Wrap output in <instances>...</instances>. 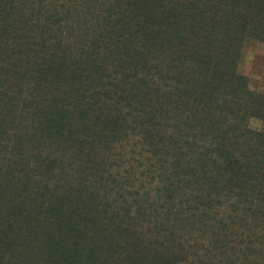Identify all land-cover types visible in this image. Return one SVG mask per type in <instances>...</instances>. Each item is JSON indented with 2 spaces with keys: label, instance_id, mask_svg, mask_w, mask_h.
<instances>
[{
  "label": "trees",
  "instance_id": "obj_1",
  "mask_svg": "<svg viewBox=\"0 0 264 264\" xmlns=\"http://www.w3.org/2000/svg\"><path fill=\"white\" fill-rule=\"evenodd\" d=\"M264 0H0V264H264Z\"/></svg>",
  "mask_w": 264,
  "mask_h": 264
},
{
  "label": "rangeland",
  "instance_id": "obj_2",
  "mask_svg": "<svg viewBox=\"0 0 264 264\" xmlns=\"http://www.w3.org/2000/svg\"><path fill=\"white\" fill-rule=\"evenodd\" d=\"M244 52L239 70L249 77L253 87L264 91V42H247ZM252 126L264 129V120H252Z\"/></svg>",
  "mask_w": 264,
  "mask_h": 264
}]
</instances>
